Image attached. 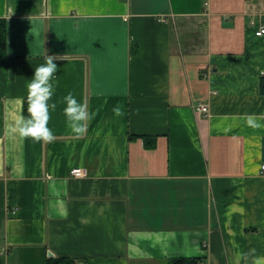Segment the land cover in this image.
<instances>
[{
    "label": "crops",
    "instance_id": "obj_1",
    "mask_svg": "<svg viewBox=\"0 0 264 264\" xmlns=\"http://www.w3.org/2000/svg\"><path fill=\"white\" fill-rule=\"evenodd\" d=\"M0 18V264L264 256V0H0ZM44 54L54 138L22 139ZM68 92L95 114L82 135Z\"/></svg>",
    "mask_w": 264,
    "mask_h": 264
},
{
    "label": "clouds",
    "instance_id": "obj_2",
    "mask_svg": "<svg viewBox=\"0 0 264 264\" xmlns=\"http://www.w3.org/2000/svg\"><path fill=\"white\" fill-rule=\"evenodd\" d=\"M56 58L54 55L44 54V63L35 66L32 79L27 84V115L21 114L19 119L9 126V131L13 135L22 139L30 137L34 141H51L54 138V132L48 126V120L50 108H55V104L50 101L54 95ZM63 100L65 102L63 113L69 127L74 134L82 135L87 122L95 114L88 109L86 103L78 101L72 92H68ZM113 110L119 113V108ZM254 264H264V256L254 257Z\"/></svg>",
    "mask_w": 264,
    "mask_h": 264
},
{
    "label": "trees",
    "instance_id": "obj_3",
    "mask_svg": "<svg viewBox=\"0 0 264 264\" xmlns=\"http://www.w3.org/2000/svg\"><path fill=\"white\" fill-rule=\"evenodd\" d=\"M6 24L3 18H0V56L6 53ZM261 90L264 92V74L261 77ZM195 258L179 257L173 258L168 264H194ZM47 264H74L73 258L67 256L50 257Z\"/></svg>",
    "mask_w": 264,
    "mask_h": 264
},
{
    "label": "built area",
    "instance_id": "obj_4",
    "mask_svg": "<svg viewBox=\"0 0 264 264\" xmlns=\"http://www.w3.org/2000/svg\"><path fill=\"white\" fill-rule=\"evenodd\" d=\"M255 33H256V35L264 34V26H261L258 29H256ZM197 108L199 111H203V112L209 111L208 103H199ZM71 173L75 176H81L83 174V169L81 167H74L71 169ZM261 173L264 174V163L262 164Z\"/></svg>",
    "mask_w": 264,
    "mask_h": 264
},
{
    "label": "water",
    "instance_id": "obj_5",
    "mask_svg": "<svg viewBox=\"0 0 264 264\" xmlns=\"http://www.w3.org/2000/svg\"><path fill=\"white\" fill-rule=\"evenodd\" d=\"M53 254L54 253L51 250L48 251V255L49 256H53ZM194 264H198V260L197 259L194 261Z\"/></svg>",
    "mask_w": 264,
    "mask_h": 264
}]
</instances>
